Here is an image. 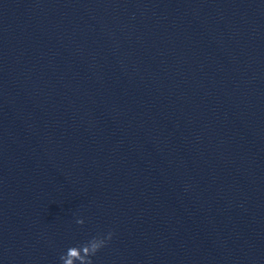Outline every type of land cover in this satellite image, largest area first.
Here are the masks:
<instances>
[{
    "label": "clouds",
    "instance_id": "9594fccd",
    "mask_svg": "<svg viewBox=\"0 0 264 264\" xmlns=\"http://www.w3.org/2000/svg\"><path fill=\"white\" fill-rule=\"evenodd\" d=\"M84 222L82 218L76 220L79 225H83ZM112 236V232L98 233L82 243L67 247L59 255L60 264H93V257L108 245Z\"/></svg>",
    "mask_w": 264,
    "mask_h": 264
}]
</instances>
